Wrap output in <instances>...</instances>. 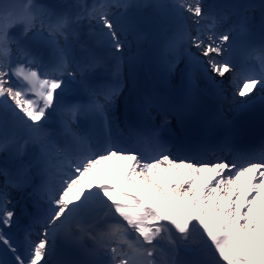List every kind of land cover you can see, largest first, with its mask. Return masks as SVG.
<instances>
[{"label":"snow or ice","instance_id":"1","mask_svg":"<svg viewBox=\"0 0 264 264\" xmlns=\"http://www.w3.org/2000/svg\"><path fill=\"white\" fill-rule=\"evenodd\" d=\"M261 189L264 0H0V264H264Z\"/></svg>","mask_w":264,"mask_h":264},{"label":"bare ground","instance_id":"2","mask_svg":"<svg viewBox=\"0 0 264 264\" xmlns=\"http://www.w3.org/2000/svg\"><path fill=\"white\" fill-rule=\"evenodd\" d=\"M141 71L144 75H147L148 72L150 71V68L147 65H145L142 67ZM109 165H113L115 168V171L118 172L119 175H114L113 169L110 168ZM180 171H181L183 178L185 180H187L189 178L188 171L186 169H181ZM123 172H124L123 168L121 167L120 163L117 161L113 160V161H108L106 163H102L97 169L93 170V173L89 178L92 183L89 184L88 180L85 181L83 190L86 193L87 191L95 190V188L100 186V185H109L110 186L112 184H117L118 186H120V180L123 176ZM172 176H173V174L171 172H169L168 173V179L171 180ZM206 176H212L213 179L216 178L214 173H207V172L202 173L200 178L196 181L198 188L205 184L204 177H206ZM251 182L255 183V181H251ZM249 183H250V177H248V176L242 177L243 187L240 188V196H239V200H238V206H240L241 209H243L244 202H245L246 198L251 200L256 196V193H252L251 196L248 195ZM132 194L139 195L138 193H132ZM259 195H260V200L257 201V205H253V211L254 212L256 210V207L259 205V203L261 201H264V189H261ZM70 196H74V193H70ZM117 199H119V198H117ZM145 201H146V203H151V202H149V199L147 197H145ZM73 202H76V201L73 200ZM262 217H264V213H262Z\"/></svg>","mask_w":264,"mask_h":264}]
</instances>
